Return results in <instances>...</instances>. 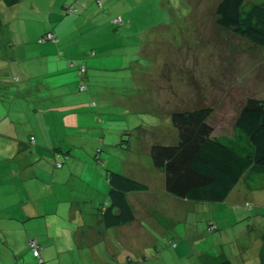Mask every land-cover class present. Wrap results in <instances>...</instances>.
<instances>
[{
    "label": "rangeland",
    "instance_id": "rangeland-1",
    "mask_svg": "<svg viewBox=\"0 0 264 264\" xmlns=\"http://www.w3.org/2000/svg\"><path fill=\"white\" fill-rule=\"evenodd\" d=\"M218 1L100 0L99 5L93 0L84 6L77 0H17L11 5L0 0V38L4 39L8 54L17 49L20 57L24 49L38 51L44 43L55 44L54 40L36 42L38 31H54L59 42L64 41L65 53L86 66L85 76L77 73V84L67 87L70 94L88 96V102L95 101L97 107L100 97L106 98L102 119L113 125L126 123L134 134V147L130 150L102 148L99 155L108 157L103 172L113 168L122 172L128 165L140 167L147 172L144 179L149 182L153 166L150 148L147 146L146 150L141 141L168 143L176 130L174 112L208 108L206 119L212 124L213 133H229L247 97L264 100V48L214 23L213 11ZM249 1L264 4V0ZM69 5L77 9L67 12L65 7ZM116 17H121L123 23L115 25L112 20ZM7 65L14 70L16 63L11 60ZM80 84L85 85L84 91L79 90ZM127 97L134 98L135 111L127 112L126 105L111 102ZM144 100L147 105L139 108ZM92 160L103 166L104 162L101 164L95 156ZM191 203L192 208L185 212L180 208L181 215L178 212L174 222L155 212L168 235L153 232L147 220L139 221L145 236H136L130 242L131 252L118 250L123 254L120 257H116L115 250L109 255V250L99 249L102 256L98 259L93 250L68 246L64 236L62 243L56 239L57 246L46 244L44 250L38 242L40 257L53 258L52 264H214L223 257L234 264H260L264 186L247 187L240 181L225 201ZM15 219L21 221L20 212ZM34 219L23 218L27 227H21L22 233L0 234L2 244H9L11 250L23 244ZM172 224L176 232H172ZM63 227L54 222L52 231L63 233ZM72 232L65 235L71 236ZM147 237H156L149 251L144 249ZM21 246L16 250L20 251ZM17 256L18 262L7 264H30L32 259L35 262L26 250Z\"/></svg>",
    "mask_w": 264,
    "mask_h": 264
},
{
    "label": "crops",
    "instance_id": "crops-1",
    "mask_svg": "<svg viewBox=\"0 0 264 264\" xmlns=\"http://www.w3.org/2000/svg\"><path fill=\"white\" fill-rule=\"evenodd\" d=\"M2 1L11 5L17 0ZM77 1L84 6L93 2ZM97 3L101 5L100 0ZM69 6L77 9L74 5ZM1 24L0 19V26ZM47 32L54 35L55 44L44 43L39 46L38 51L24 49L20 57L17 49L8 54L6 43L0 38V43L3 44H0V234L22 233L21 227H27L23 218H35L29 224L31 231L25 233L23 244L19 245H22L20 251L16 250L19 246L11 250L9 244H2L0 236V264L18 262L17 254L23 250L35 258V262L32 259L30 264H52L53 258L44 257L43 260L40 257L39 248L38 254L33 252L30 240H35L38 246L39 243L43 244L44 250L46 244L57 246L59 242L56 239L62 243L63 236L68 246L79 247L84 251L93 250V255L98 259L102 256L98 253L99 249L109 250V255H113L115 250L116 257H120L123 254L118 250L131 252L130 242L136 236H145V229L139 221L147 220V226L153 232L168 235L166 228L160 226V221L155 218V212L174 222L178 212L181 215V209L185 212L192 208L191 200L180 198L166 190L165 174L156 170L154 165L147 178L149 182L144 179L147 173L145 169L128 165L122 172L117 168L111 170L145 183L147 189L125 193L134 214L131 221L105 225L102 210L108 205L109 182L103 169L107 166L108 157L103 159L99 153L104 147L107 151L132 149L134 134L126 127V123L113 125L102 119L105 115L101 108L104 107L106 98L100 97L97 107L95 101L88 102V96L70 94L67 87L69 88L70 83L77 84V73L81 76L79 68L85 65L78 64L76 59H71L65 53L64 41L59 42L55 36L57 34L51 29L43 33L38 31L36 42L41 41V36ZM9 51L12 49L9 48ZM11 60L16 63L14 70L7 65ZM92 60L93 58L89 59V62ZM75 68L76 73L73 72ZM111 102L126 105L127 112L136 109L134 98L112 99ZM145 105L147 100L139 108ZM125 134L128 137L123 139ZM162 142L152 141L149 144L147 139L141 141L146 150L147 146L151 148L153 144L176 145L177 129L171 139L166 141L168 143ZM92 156L97 161L101 160V164L104 162L103 166L94 163ZM132 195H136L135 198L132 199ZM18 212L21 221L15 219ZM54 222H58L60 227L64 226L63 233L60 230L52 231ZM134 224V229L131 230L130 226ZM173 224L171 230L176 232ZM71 230L73 235H65ZM29 233L36 237H31ZM154 239L156 237H147L145 250L149 251L155 245L152 244ZM262 243L263 238L258 245L259 249ZM140 250L143 251V247ZM8 253L11 255L7 259ZM122 261L125 262L123 259ZM203 264L212 263L205 261Z\"/></svg>",
    "mask_w": 264,
    "mask_h": 264
},
{
    "label": "trees",
    "instance_id": "trees-1",
    "mask_svg": "<svg viewBox=\"0 0 264 264\" xmlns=\"http://www.w3.org/2000/svg\"><path fill=\"white\" fill-rule=\"evenodd\" d=\"M213 14L218 27L264 48V4L219 0ZM84 76L85 73L81 75ZM207 109L174 112L172 122L178 131L177 144L151 146L153 165L165 174L166 190L180 198L209 203L225 201L240 181L247 187H263L264 100L247 97L229 133H213V126L206 119L210 112ZM106 177L108 205L102 210L105 225L131 221L134 214L125 193L146 190L147 185L110 169L106 170ZM262 238L258 252L260 264H264V233ZM214 264L234 263L223 257Z\"/></svg>",
    "mask_w": 264,
    "mask_h": 264
},
{
    "label": "built area",
    "instance_id": "built-area-1",
    "mask_svg": "<svg viewBox=\"0 0 264 264\" xmlns=\"http://www.w3.org/2000/svg\"><path fill=\"white\" fill-rule=\"evenodd\" d=\"M75 10H76V8L73 7V6H68L66 8L67 12H73ZM113 22L115 24H121L123 21H122L121 17H116V18L113 19ZM41 39L42 40H55V37H54V35L51 32H47L41 37ZM79 73H80V75H83L85 73V66H81L79 68ZM84 88H85L84 84H81L80 87H79L80 90H83ZM58 165H60V163H58ZM30 246H31L33 252L35 254H38L39 246H38V244H36L35 240H30Z\"/></svg>",
    "mask_w": 264,
    "mask_h": 264
}]
</instances>
